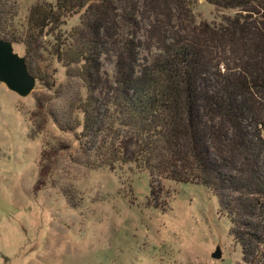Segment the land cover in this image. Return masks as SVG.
I'll use <instances>...</instances> for the list:
<instances>
[{
    "label": "trees",
    "instance_id": "trees-1",
    "mask_svg": "<svg viewBox=\"0 0 264 264\" xmlns=\"http://www.w3.org/2000/svg\"><path fill=\"white\" fill-rule=\"evenodd\" d=\"M15 1L0 0V38L23 41L31 74L43 36L81 10L51 47L85 87L74 106L77 136H108L110 166L131 160L201 182L226 211L244 258L253 242L264 244V0H207L233 10L218 25L194 22L192 0H53L30 5L22 30ZM141 49L152 55L145 62ZM101 54L113 62L110 82L98 74ZM43 107L37 102V114ZM54 119L62 130L79 124Z\"/></svg>",
    "mask_w": 264,
    "mask_h": 264
},
{
    "label": "rangeland",
    "instance_id": "rangeland-1",
    "mask_svg": "<svg viewBox=\"0 0 264 264\" xmlns=\"http://www.w3.org/2000/svg\"><path fill=\"white\" fill-rule=\"evenodd\" d=\"M41 2L53 0L15 1L18 30L30 5ZM189 7L194 22L208 25L233 13L207 0ZM80 11L63 16L30 55L37 70L27 95L0 82V264H264V244L253 242L244 258L209 187L151 173L131 160L110 166L102 152L111 147L108 136H77L82 114L74 106L85 87L77 68L51 47L55 36L67 38L80 23ZM12 45L25 56L23 41ZM150 54L141 49L138 60ZM113 72L111 56L101 54V79L112 81ZM54 117L79 124L62 130ZM216 245L221 254L212 257Z\"/></svg>",
    "mask_w": 264,
    "mask_h": 264
},
{
    "label": "water",
    "instance_id": "water-1",
    "mask_svg": "<svg viewBox=\"0 0 264 264\" xmlns=\"http://www.w3.org/2000/svg\"><path fill=\"white\" fill-rule=\"evenodd\" d=\"M0 82L20 96L27 95L35 82V76L28 71L23 55L13 49L11 41L3 38H0ZM220 254V247L216 245L211 256L219 257Z\"/></svg>",
    "mask_w": 264,
    "mask_h": 264
}]
</instances>
